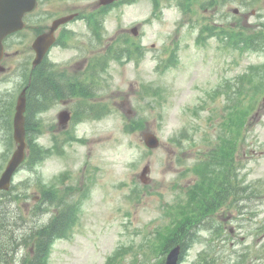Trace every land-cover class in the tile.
Segmentation results:
<instances>
[{"label": "rangeland", "instance_id": "obj_1", "mask_svg": "<svg viewBox=\"0 0 264 264\" xmlns=\"http://www.w3.org/2000/svg\"><path fill=\"white\" fill-rule=\"evenodd\" d=\"M76 1L85 8L98 2ZM225 1L217 7L207 0L118 3L107 15L106 32L115 36L140 25L137 41L147 52L140 61L111 62L100 74L96 85L103 89L93 99L106 113L72 117L62 128L59 113L73 112L81 97L29 95V109L34 98L48 103L34 102L40 126L14 177L17 202L11 194L0 202V211L10 213L0 220V264H28L33 228L73 203L76 218L55 239L48 264H161L168 236L198 216L211 223L181 264H264V46L236 48L205 30L209 25L213 32L263 39L264 0ZM69 27L75 30L69 47L54 48L43 73L83 79L89 63L79 55L90 51V31L82 21ZM28 34L7 40L4 108L16 104L29 82L31 62L14 54L27 47ZM148 131L159 136L157 148L145 145ZM1 138L0 173L16 148L11 130L5 127ZM47 188L54 196L42 202ZM22 214L33 217L14 218ZM196 232L190 229L188 239Z\"/></svg>", "mask_w": 264, "mask_h": 264}, {"label": "flooded vegetation", "instance_id": "obj_2", "mask_svg": "<svg viewBox=\"0 0 264 264\" xmlns=\"http://www.w3.org/2000/svg\"><path fill=\"white\" fill-rule=\"evenodd\" d=\"M118 2L120 0H117ZM110 5H102L100 4V0L97 2L96 5L85 8L81 6L76 0H37L36 7L30 11L25 13L24 15V22L25 27L18 32H15L13 35L20 36L21 33L25 31H29V36L24 40L25 42V49L24 51H21V53L15 55L19 56L21 60L25 62H33L36 58L37 52L35 51L33 47V43L36 39V37L40 33H44L46 31H49L51 28V25L53 21L61 17L63 15L72 14L74 17L72 20H70L67 23L60 24L58 28L55 31L56 40L54 41L53 45L50 47V49L47 51L46 55L42 59V62L51 61V57L53 54V49L56 47H69L71 38L74 36L75 30L72 27H69L71 24H74L76 22H85V24L88 27V30L91 33L90 25H92V21H98L100 23H103L106 25L107 23V12L106 10L109 9ZM103 20V22L100 21ZM245 23H248V20H245ZM132 34L134 36L139 35L138 30H131ZM93 32V30H92ZM130 33V32H129ZM92 34V33H91ZM90 34V35H91ZM93 41V40H92ZM95 47L96 49L92 50L91 46ZM110 43L105 44L104 46H98L94 43L89 45V52L82 53L81 56L84 61L86 62H92V61H110L111 56H114V54H107L105 49L109 48ZM15 52H19V49L17 48ZM114 52V50H111V53ZM7 57V53L5 54L3 60ZM78 55H75L74 58H77ZM80 61V60H79ZM53 62V61H51ZM1 64H0V76L1 73L4 71H1ZM1 80V78H0ZM2 94L0 93V134L2 133L4 129V114L2 109Z\"/></svg>", "mask_w": 264, "mask_h": 264}, {"label": "water", "instance_id": "obj_3", "mask_svg": "<svg viewBox=\"0 0 264 264\" xmlns=\"http://www.w3.org/2000/svg\"><path fill=\"white\" fill-rule=\"evenodd\" d=\"M35 3V0H0V60L4 53V38L11 32L20 29L23 26L22 16L25 11L31 9ZM65 19H61L55 23L51 33H46L38 37L35 42V48L38 51L35 65L40 63L43 55L49 48L50 44L54 41L53 31L59 23ZM26 96L25 91L20 95L17 105V112L15 115V139L18 142V147L15 150L11 160L9 161L6 170L4 171L0 179V189H8L11 184L13 173L19 167V165L25 159L26 149ZM67 112L61 113V119L67 120ZM145 141L149 147H157L160 143L159 138L154 133H146ZM149 166H146L142 173L144 181ZM181 252V246L174 247L168 254L165 264H178L179 256Z\"/></svg>", "mask_w": 264, "mask_h": 264}, {"label": "trees", "instance_id": "obj_4", "mask_svg": "<svg viewBox=\"0 0 264 264\" xmlns=\"http://www.w3.org/2000/svg\"><path fill=\"white\" fill-rule=\"evenodd\" d=\"M260 41H263L264 43V40H260ZM245 42L249 43L250 41H245ZM39 70L40 69L36 70L38 74L35 75V80H34L37 93L41 95L53 94L55 96H60L61 94L60 86L53 82L50 83L49 80H46L47 79L46 77L43 78L42 77L43 72ZM256 89H260V87L257 86ZM244 113H246V111ZM33 125L34 124L31 122V120H29L27 127L28 131L34 128ZM217 163L222 166L224 165L220 160H218ZM45 197H47V195L45 196V192H44L43 201L46 200ZM48 200H52L51 197H49ZM74 206L75 203L70 204V206H66L65 208H63L57 215H54L52 217L53 219L49 224L40 225L33 228L35 229L34 230L35 245L33 248V257L28 260V264H48V257L51 252L50 250L55 239L60 237L61 234L64 235L67 228L73 223L71 222V218H76V214L73 213ZM1 210L2 211H0V220L1 218L10 215V213L5 209H3L2 206H1ZM31 217H33V215ZM14 218H26V217H24V215L22 214L17 217L15 216ZM7 224L10 223L7 221ZM189 227H190L189 218H186L183 222H181L178 225L175 231L168 236L167 242L164 245L162 251H165L167 246L170 247L177 243L185 244L184 247H186L188 245L187 234L189 231ZM27 244H29V242ZM4 263H6V260Z\"/></svg>", "mask_w": 264, "mask_h": 264}]
</instances>
